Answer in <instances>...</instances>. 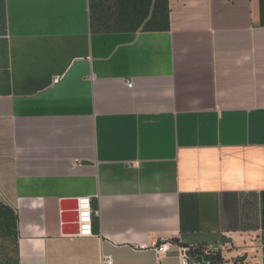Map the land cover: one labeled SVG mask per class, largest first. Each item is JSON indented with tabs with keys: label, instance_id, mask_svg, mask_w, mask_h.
<instances>
[{
	"label": "crops",
	"instance_id": "1",
	"mask_svg": "<svg viewBox=\"0 0 264 264\" xmlns=\"http://www.w3.org/2000/svg\"><path fill=\"white\" fill-rule=\"evenodd\" d=\"M180 246L264 264V0H0V264Z\"/></svg>",
	"mask_w": 264,
	"mask_h": 264
},
{
	"label": "built area",
	"instance_id": "2",
	"mask_svg": "<svg viewBox=\"0 0 264 264\" xmlns=\"http://www.w3.org/2000/svg\"><path fill=\"white\" fill-rule=\"evenodd\" d=\"M61 80V77H55L52 81L53 84H57ZM126 86L128 88L132 87V83L127 81ZM76 212V225H77V235L82 237L91 236V226L92 219L96 212H93L91 209L90 200L88 198H83L77 201ZM172 248V244L169 242H165L162 244H157L152 247L153 252L157 256V260L160 259L163 255L168 253ZM135 250H145L146 246H138L134 248ZM199 251L200 256L202 258V263H198L197 261L192 260L190 256L191 251ZM219 248L216 247H206V248H198L191 249L186 247H178V259L180 264H210L206 258L217 255ZM101 264H113L111 256H102ZM234 264H242L241 261L235 260Z\"/></svg>",
	"mask_w": 264,
	"mask_h": 264
},
{
	"label": "trees",
	"instance_id": "3",
	"mask_svg": "<svg viewBox=\"0 0 264 264\" xmlns=\"http://www.w3.org/2000/svg\"><path fill=\"white\" fill-rule=\"evenodd\" d=\"M191 254L193 258L201 257L199 251H196V250L191 251ZM206 260H208L210 264H221L222 263V259L218 255L208 257L206 258Z\"/></svg>",
	"mask_w": 264,
	"mask_h": 264
},
{
	"label": "water",
	"instance_id": "4",
	"mask_svg": "<svg viewBox=\"0 0 264 264\" xmlns=\"http://www.w3.org/2000/svg\"><path fill=\"white\" fill-rule=\"evenodd\" d=\"M70 223H72L75 227H77V225H76V213H74L72 220H70ZM76 232H74V233H76ZM195 261H197L198 263H202V258L197 257Z\"/></svg>",
	"mask_w": 264,
	"mask_h": 264
}]
</instances>
